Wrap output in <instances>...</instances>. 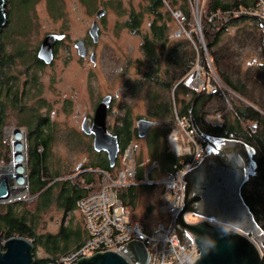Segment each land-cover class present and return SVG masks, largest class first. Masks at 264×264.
<instances>
[{"label":"rangeland","instance_id":"374dc122","mask_svg":"<svg viewBox=\"0 0 264 264\" xmlns=\"http://www.w3.org/2000/svg\"><path fill=\"white\" fill-rule=\"evenodd\" d=\"M10 1L6 7L9 12L8 23L0 33V48L2 56L8 60L1 70L6 74V77L11 79H9L11 85L8 92L0 85V98L4 96L5 92V97L9 94L11 99L16 94H22L20 102L13 103V109L8 107L5 110L6 124L0 129V163L5 164L8 161L13 130L20 129L24 131L26 137V148L27 144L33 146L38 137L47 141L49 158L45 166L53 177L55 176L53 182L75 183L78 180L83 183V178L79 175L87 170L89 177L93 179L91 183L96 189L100 179L97 172L103 171L99 169L100 166L97 163L99 159H104L105 155L96 153L89 147V142L80 131V125L83 117L92 115L95 105L102 96L114 95L117 87H125V82L134 80V77L137 78L144 70L145 65L142 63L140 70L135 71L137 68L135 59L142 58L140 53L141 37L147 34V24L152 19V16L145 11L147 2L145 0H86L87 6H85L80 0H46V3L45 0H29L28 4L25 3V0ZM206 1L177 0L175 6L168 1L164 2V6L159 8L158 12L162 14V19L169 25L168 42L170 44L182 40L191 42L192 35L188 31L189 29H194L193 31L201 36L200 18L205 11ZM252 1L255 6L260 2L259 0ZM261 1L264 2V0ZM182 5L190 13L189 21H186V17L180 10ZM99 9L104 10L105 13L100 19H96L95 13ZM244 10L246 11V9ZM244 10H241L240 13H244ZM176 12H179L180 16L184 18L183 21L178 20L180 23L175 19L174 13ZM131 13L141 16V23L138 28H135L138 33L131 34L125 27ZM244 16L249 18L225 29L224 34L220 36L219 44L229 47L232 62L238 69V78L236 75L233 77L247 83L246 86L249 88L250 94H253V97L264 106V60L260 58V52L255 44V39L259 37L261 31L254 28V23L250 19L257 15H252L250 12L249 14L245 13ZM220 17L225 22L230 20H225L222 15ZM234 17L237 16L234 15L231 19ZM257 18L259 17L257 16ZM93 21L97 23L98 27V41L95 44L92 43L88 35ZM48 33H62L66 38L57 50V56L53 63L42 68L35 64L34 56L43 36ZM261 33L264 35V27H262ZM79 40L85 44L86 60H81L74 49V44ZM199 42L201 48L197 51L199 52L200 49L204 51L208 68L206 70L202 64L195 61L192 69L199 68V72L204 73V77L210 78L214 71L208 61L210 58L207 56L202 38H199ZM91 54L95 56L94 63L88 58ZM134 73L137 76H134ZM247 78H250V81H247ZM201 80L204 81L203 77ZM174 89L175 87L172 90L174 91ZM191 89L194 92L205 91L207 93L203 87L194 86ZM22 90L23 92L26 90V92L23 93ZM172 90L169 94L171 95L170 102ZM124 92L125 88H123L121 97H118L116 101L119 102L120 98L123 99ZM226 93L223 91L216 94L226 97ZM231 97L245 103L234 94ZM217 102L218 105L226 106L224 113L227 116L230 106H227L226 102L221 99ZM130 105L133 120L131 124L135 127L136 118L144 115L145 104L141 99H134ZM220 117H222L220 113H217L214 116L207 115L205 118L210 122L221 123ZM227 118L231 120L229 115ZM175 128L173 127L172 130ZM165 130V126L157 124L156 127L149 130L145 139L138 138L132 141L124 149V151H129L131 156L128 158L129 161H118L119 155H122L124 151L119 153L116 160L118 163L109 173L110 176L115 177L118 172L126 170L130 166L138 170V166L144 165L146 169L152 163L157 162L158 166L148 174L149 182L155 184L143 185L144 178L133 181V186H136V217L133 220L145 225L148 233L156 225L167 223L165 215L159 211L164 189L161 185L156 184L164 174L160 170L158 160H150L152 157L150 152L153 153V151L148 147L153 143L156 147H161L164 142L167 152L173 154L168 139L169 134L164 141L163 132ZM173 156L175 155L173 154ZM5 157H7V161L4 162ZM139 161H142V164ZM81 165L86 170H80ZM140 169L143 170V168ZM127 178L129 182L130 178L128 176ZM87 188H90V185H87ZM27 207L31 208L32 203H27ZM78 214L73 216L76 221H81V216L79 214L78 218ZM63 216L61 211L51 207L43 215L37 232L39 234L55 233L59 224L67 220V217ZM186 221L195 222L199 219L187 216ZM73 228L75 227L73 226ZM46 253L43 247L38 246L34 250L36 258H46L48 255Z\"/></svg>","mask_w":264,"mask_h":264},{"label":"trees","instance_id":"16d2710c","mask_svg":"<svg viewBox=\"0 0 264 264\" xmlns=\"http://www.w3.org/2000/svg\"><path fill=\"white\" fill-rule=\"evenodd\" d=\"M87 6L86 0H80ZM147 2L146 13L152 16L147 34L143 36L140 44V53L145 60L146 66L141 73V78L125 82V92L122 100L118 105V116L115 119L112 134L121 142L119 153L134 140L138 139L136 128L133 127L131 115V103L134 99L144 101V118L158 125H163L166 130L163 132L165 141L166 136L174 127L173 102L179 116L192 119L197 129L205 135L211 137L238 140L249 145L254 150L253 162L256 165L255 172L250 176L247 182L241 188V196L244 204L251 212L254 221L264 232V106L261 102L250 94L246 84L237 79L238 69L232 62L227 45H220V36L224 34L229 26L237 25L248 19V16H237L229 21H224L220 17L224 13H234L244 9L253 8L252 0H207L205 11L200 18L201 36L193 30H188L192 35V40L178 41L173 44L168 42L169 25L162 19V14L158 12L159 8L164 6L168 1L171 5H176L177 0H145ZM186 2V0H184ZM6 7L10 0H5ZM29 3V0H25ZM5 7V10H6ZM180 10L190 19L189 11L185 6ZM6 10V15H8ZM233 15V14H232ZM131 27L138 28L140 15L131 13L129 17ZM135 19V21H134ZM254 28L262 32L264 22L256 17H251ZM129 23V22H127ZM159 23V24H158ZM130 24V23H129ZM260 32L259 37L255 39V44L260 52V58L264 60V35ZM3 33V32H2ZM199 38H202L205 44V51L209 56V63L221 81L224 87L225 96L220 94L209 95L205 91L194 92L191 88L182 83V79L192 70L195 61L199 62L207 70V60L204 51L200 49ZM193 41V42H192ZM198 43V44H197ZM0 48V77L1 88L10 89V78L2 73L1 68L7 64V58L2 56ZM35 64L40 65V61L35 59ZM6 62V63H5ZM237 78H234L235 76ZM10 79V80H9ZM250 78H247V81ZM252 80V79H251ZM252 83V82H251ZM176 85V86H175ZM175 87L174 91L172 90ZM172 98L170 102V92ZM0 98V129L6 124L7 116L5 110L8 107L14 108V102L21 100V94H16L12 99L8 96ZM241 98L245 103L235 100L231 95ZM9 97V99H8ZM221 99L230 106L227 118L224 113L226 106L218 105ZM217 104V106H216ZM215 105V107H214ZM226 111V112H227ZM222 112V113H221ZM219 114L221 123L210 122L206 120L207 115ZM44 121V120H42ZM156 127V126H154ZM200 141L199 139H197ZM201 142V141H200ZM203 144V143H202ZM204 145V144H203ZM151 161L158 160L162 174L173 173L180 167L181 158L173 156L167 152L164 142L161 147H156L155 143L149 145ZM26 167L28 178V194L34 197L30 202L32 207H27V201H18L10 204L0 205V236L4 240L12 237H23L32 244L33 264H57L60 256L66 255L79 249L87 239V232L83 227L82 220L76 221L75 215L78 214L76 208L77 201L86 196L91 188H87L93 179L89 177V172L81 165L80 170H86L82 175L83 183L78 180L74 183L67 181H54L53 175L47 169L49 154L47 153V141L38 137L33 146L27 144ZM7 157L4 158V162ZM140 163L142 161H139ZM118 163V162H117ZM115 162L114 166L117 164ZM101 170L109 174L113 168L109 166L106 158L99 159L98 163ZM142 164V163H141ZM140 168H143L141 170ZM144 165L138 166L135 170V179L143 178ZM163 175V176H164ZM140 182V181H138ZM94 185V184H93ZM136 186L129 185L119 188L117 191L118 199L123 207L129 210L131 219H135L136 208ZM55 207L67 217L65 222H61L55 233L39 234L37 229L43 215L51 208ZM79 218V214H78ZM73 226L75 228H73ZM147 232V227L144 225ZM43 247L46 250V258H36L34 250L37 247ZM264 247V244H263ZM261 264H264V255Z\"/></svg>","mask_w":264,"mask_h":264},{"label":"water","instance_id":"95a60500","mask_svg":"<svg viewBox=\"0 0 264 264\" xmlns=\"http://www.w3.org/2000/svg\"><path fill=\"white\" fill-rule=\"evenodd\" d=\"M6 2L0 0V33L7 25ZM105 11L99 9L95 18L100 19ZM97 23L93 21L88 35L92 43L98 41ZM41 40L36 58L38 62L49 65L52 62V46L62 40V35H46ZM77 56L86 57L83 41L74 44ZM95 62L94 54L89 57ZM110 96L103 97L97 104L91 126L82 122L81 130L92 135V147L96 153H104L111 168L119 155L117 137L106 129V111L110 105ZM191 128L204 144L205 156L193 169L185 172L183 182V206L174 222V233L181 249L191 243L197 247L192 264H261L264 255V232L254 221L241 196V188L255 172L254 150L241 141L211 137L202 134L192 121ZM156 122L139 119L136 122V134L139 139L145 137ZM22 130L14 129V158L17 162L25 159L19 143ZM26 169V168H25ZM9 184L6 179L0 181V200L9 197ZM199 219L187 222L186 217ZM0 264H33L32 244L23 237L4 240L0 236ZM147 264L148 253L144 245L131 241L126 252L114 251L95 253L82 257L75 264Z\"/></svg>","mask_w":264,"mask_h":264},{"label":"built area","instance_id":"2783aa9c","mask_svg":"<svg viewBox=\"0 0 264 264\" xmlns=\"http://www.w3.org/2000/svg\"><path fill=\"white\" fill-rule=\"evenodd\" d=\"M259 1L252 10H244V13L234 12L233 15L224 13L222 16L225 17V20H229L234 15L238 16V14L251 12L252 15H257L264 22V2ZM174 15L177 21L184 20L179 12L174 13ZM212 75L210 78L204 77V73H200L199 68L192 69L182 79V83L189 88L203 87L209 95H216V93H222L224 90L228 91L213 72ZM201 77L204 79L203 82ZM173 113L174 128H176L171 130L168 139L173 154L181 158L182 161L175 172L166 173L156 183L164 189V195L160 199L162 204L159 211L165 215L167 223L158 224L151 232H145L144 225L131 219L128 210L122 206L117 191L119 188L133 185L135 171L132 166L126 170H121L115 177L110 176L105 171H98L97 174L100 179L97 188L94 189L93 184L90 185L89 193L76 203L83 227L87 232V239L79 249L60 256L57 264H75L82 257H89L104 251L124 254L126 246L131 241H137L144 245L148 253L147 264H192L197 254V247L194 243H191L186 249L179 247L174 233V222L183 206L182 178L185 172L195 168L203 160L205 149L202 142L197 140V135L191 128L190 120L178 115L174 101ZM22 154L25 156V152ZM14 156V142L11 141L8 161L5 164L0 163V181L3 179L8 181L10 195L7 199L0 200V204L18 200L31 202L34 198L28 194L26 160L24 159L19 163ZM130 157L129 151L125 150L122 155H119L118 161L126 162L129 161L128 158ZM157 166V162H154L144 169L143 185L155 184L149 182L148 174L154 171ZM127 176L130 178L129 182ZM18 180H22V182L19 184L17 183ZM131 263L136 264L132 261Z\"/></svg>","mask_w":264,"mask_h":264},{"label":"flooded vegetation","instance_id":"af4514ba","mask_svg":"<svg viewBox=\"0 0 264 264\" xmlns=\"http://www.w3.org/2000/svg\"><path fill=\"white\" fill-rule=\"evenodd\" d=\"M45 3H46V0H45ZM137 20H140L139 18L137 19ZM131 21L132 20H130V18H128V20H127V22H129V23H126V25H125V27H127V30L131 33V34H133L134 32L136 33H138V31H136L135 30V28H133V27H131L132 25H131ZM134 21H135V19H134ZM140 23H141V20H140ZM139 23V24H140ZM147 26H149V23L147 24ZM51 34H54V35H62L63 36V38H62V40H60V41H57V42H55V44L52 46V55H53V59H52V62L49 64V65H45V64H43V63H41V67L42 68H46V67H48V66H50L52 63H53V61H54V59L56 58V56H57V50L60 48V46H61V44L63 43V41L65 40V38H66V36H65V34H62V33H59V34H56V33H48V34H46V35H51ZM45 35V36H46ZM175 36H179V35H175ZM142 39H143V37H141V41H142ZM84 46H85V44H84ZM80 58V57H79ZM86 58H87V52H86V57H84V58H80L81 60H86ZM89 58V57H88ZM35 59L37 60V58H36V55H35ZM136 60V64H137V68H136V72H138L137 71V69L138 70H140V65H142V63L146 66V63H145V60L143 59V56H142V58H137V59H135ZM0 62H1V60H0ZM135 63V62H134ZM135 65V64H134ZM139 65V66H138ZM134 72V71H133ZM135 72V73H136ZM134 73V76H137L136 74ZM141 73H144V72H141ZM139 74L138 76H137V78H141L142 77V74ZM1 78L2 77H0V83H1ZM136 78L134 77V80H135ZM130 81H133V80H129V82ZM124 86H125V83H124ZM123 88H125V87H117V90L114 92V95H109V94H106V95H104V96H102L101 98H100V100L104 97H106V96H110L111 98V101H110V105H109V107H108V109H107V111H106V129H107V131H108V133L109 134H111V135H113L112 134V130H113V126H114V122H115V119L117 118V116H118V109H117V107H118V105L120 104V102H122V100L124 99H119V102L118 101H116V99H118V97H121L120 95H122V91H123ZM22 92H23V90H22ZM26 92V90L23 92V93H25ZM22 94V93H21ZM99 100V101H100ZM124 100H127V97H126V99H124ZM98 101V102H99ZM98 102H97V104H98ZM97 104L95 105V107H94V109H93V111L95 110V108H96V106H97ZM92 111V115H89V116H85V117H83V119H82V122L84 121V120H86V125L88 126V127H90L91 126V123H92V118H93V115H94V112ZM137 120H136V122L139 120V119H145L144 118V115L142 116V117H138V118H136ZM145 120H147V119H145ZM148 121H150V120H148ZM82 122H81V124H82ZM80 131H81V133L83 134V136H85V138L87 139V141L89 142V147L93 150V147H92V140H93V136L92 135H87V134H85L82 130H81V127H80ZM149 132V131H148ZM148 132H147V134H148ZM146 134V135H147ZM146 135H145V137L144 138H142V139H145L146 138ZM114 136V135H113ZM117 141H118V146H119V149H120V144H121V142L119 141V139H117ZM104 154V153H103ZM105 155V154H104ZM106 157V156H105Z\"/></svg>","mask_w":264,"mask_h":264},{"label":"bare ground","instance_id":"6f19581e","mask_svg":"<svg viewBox=\"0 0 264 264\" xmlns=\"http://www.w3.org/2000/svg\"><path fill=\"white\" fill-rule=\"evenodd\" d=\"M21 139L19 140V143L22 145V147H23V150H22V153H24V152H26V150H25V140H26V137H25V134H24V131L22 130V133H21ZM11 141H15V138L13 137V133H12V140ZM25 160H26V157H25ZM17 161V160H16ZM20 162H22V161H20ZM19 162V163H20ZM25 162V161H24ZM25 168L27 169V167H26V162H25ZM135 171V170H134ZM85 173V172H84ZM22 182V180H18V182L17 183H21ZM89 185H92V183H90ZM94 188V187H93ZM10 195V194H9ZM85 197V196H84ZM84 197H82V198H80V199H83ZM79 199V200H80ZM78 200V201H79ZM19 201V200H18ZM18 201H13V202H11V203H14V202H18ZM5 204H10V203H5ZM1 205V204H0Z\"/></svg>","mask_w":264,"mask_h":264}]
</instances>
